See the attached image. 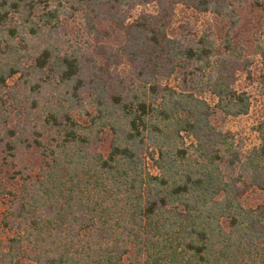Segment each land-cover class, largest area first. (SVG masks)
Masks as SVG:
<instances>
[{
	"label": "trees",
	"instance_id": "16d2710c",
	"mask_svg": "<svg viewBox=\"0 0 264 264\" xmlns=\"http://www.w3.org/2000/svg\"><path fill=\"white\" fill-rule=\"evenodd\" d=\"M226 2L81 0L89 31L116 46L61 54L40 45L32 71L0 62L2 83L21 73L36 76L38 94L48 87L39 119L56 135L50 147L35 132L29 164L17 155L18 130L0 139V264H264V120L260 143L246 148L212 118L249 113L234 86L245 66L229 39L219 51L205 31L175 29L180 3L225 17ZM63 5L0 0V44L25 40L19 25L39 39ZM80 90L96 109L90 125L73 115L88 109ZM107 126L104 153L95 146ZM253 192L256 206L245 201Z\"/></svg>",
	"mask_w": 264,
	"mask_h": 264
},
{
	"label": "rangeland",
	"instance_id": "374dc122",
	"mask_svg": "<svg viewBox=\"0 0 264 264\" xmlns=\"http://www.w3.org/2000/svg\"><path fill=\"white\" fill-rule=\"evenodd\" d=\"M80 1L63 0L62 15L55 21V23L57 22L56 26L53 25L54 28L52 29L51 25H46L44 34L39 39L26 32L27 29L25 30L22 25H19L21 32L26 33L25 40H22L18 35L12 40V43L0 44V62L5 66L11 64L23 68L24 71L26 69L32 71L37 63L36 58L40 48L46 47L47 44L57 46L61 50V54L71 53L77 49L93 54L97 44L105 47L108 45L116 46L113 38L104 40L100 36L96 37L94 30L89 31L91 21H89L85 10L87 6L79 3ZM225 5L229 14L223 17L212 12L200 13L180 3L177 7L178 16L175 29L177 31L182 29L181 33L190 32L189 34H194L195 37L196 34L200 35L205 31L218 42L217 49L219 51L224 50L223 40L227 38L231 48L239 53L245 68H241L238 72L234 86L239 92H246L249 96L250 111L241 116L216 113L212 118L218 128H222L230 135L235 136L242 146L249 148L260 143L256 128L264 120V0H227ZM44 11L42 9L37 10L35 15L42 16ZM178 23H180L179 26ZM93 24L101 31L110 27L109 21H97ZM40 45L41 47H39ZM8 69L5 68V70ZM35 78V75L23 78L19 73L13 77H7L6 83H2L0 77V139H7L5 136L9 134L8 128L12 127L18 130L21 140L19 141L17 137L14 140L21 147L17 150V155L24 160V164L35 161V146L30 151L25 147L29 139L33 143L35 136H39L35 135V132L41 130V135L44 133V136L41 137L43 145L50 147L56 145V141L54 142L55 133H49L52 131L50 128L42 129L44 120L39 119L40 113L46 115L50 110L47 107L50 98L49 90L46 87L44 90L42 89V94H38L35 90ZM79 95L88 109L79 106L73 110V115L80 124L90 125L91 114L93 117L97 114L95 106L88 104L89 96L86 91L80 90ZM35 99L39 101V106L35 105ZM35 106L37 107L35 108ZM104 130L105 132H100L103 141H100L95 147L97 150L107 153L112 130H109L108 126ZM6 149L4 145L0 146L1 166L3 162L6 163L4 158L7 154ZM16 163H19L18 158ZM17 169L18 167L15 166L11 172H16ZM258 198L259 196L255 195L254 192L250 193L245 197L246 204L256 206L259 201ZM5 208V206L0 205L1 211ZM0 232L2 233V230Z\"/></svg>",
	"mask_w": 264,
	"mask_h": 264
}]
</instances>
